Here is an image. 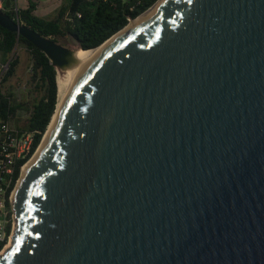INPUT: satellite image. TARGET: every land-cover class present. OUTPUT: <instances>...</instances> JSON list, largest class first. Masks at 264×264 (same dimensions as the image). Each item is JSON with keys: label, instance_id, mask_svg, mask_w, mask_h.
<instances>
[{"label": "water", "instance_id": "1", "mask_svg": "<svg viewBox=\"0 0 264 264\" xmlns=\"http://www.w3.org/2000/svg\"><path fill=\"white\" fill-rule=\"evenodd\" d=\"M119 31L22 172L0 264H264V0H164Z\"/></svg>", "mask_w": 264, "mask_h": 264}, {"label": "trees", "instance_id": "2", "mask_svg": "<svg viewBox=\"0 0 264 264\" xmlns=\"http://www.w3.org/2000/svg\"><path fill=\"white\" fill-rule=\"evenodd\" d=\"M156 1L61 0L51 14L39 16L36 14L39 6L37 0H29L26 7L16 5L15 0H3V7L0 10L64 45L66 44L60 38L71 37L78 43V47L90 48L87 50L89 51L99 47ZM0 34L2 35L0 52L4 56V61L9 62L8 69L4 73V83L16 72L19 57H14L12 54L16 53L19 45L27 50L31 60L28 83L32 87L31 92H36L32 100L28 98L14 103L12 92L4 88V94L0 93V109L4 119L13 122L18 110L25 109L27 116L16 128L19 132H35L32 151L28 157L20 161L22 164L37 150L55 113L59 101L58 70L43 50L16 31L0 24ZM19 175L20 168L16 171V179Z\"/></svg>", "mask_w": 264, "mask_h": 264}, {"label": "built area", "instance_id": "3", "mask_svg": "<svg viewBox=\"0 0 264 264\" xmlns=\"http://www.w3.org/2000/svg\"><path fill=\"white\" fill-rule=\"evenodd\" d=\"M3 0H0V8ZM2 35L0 34V42ZM9 62L4 61L0 52V93L4 94V73ZM35 142V132H19L10 120L4 119L0 109V256L8 248L16 226L14 213V190L18 184L26 162L20 161L28 157ZM32 157V156H31ZM30 157V158H31ZM20 168V175L16 179V171ZM15 182V184H14Z\"/></svg>", "mask_w": 264, "mask_h": 264}, {"label": "rangeland", "instance_id": "4", "mask_svg": "<svg viewBox=\"0 0 264 264\" xmlns=\"http://www.w3.org/2000/svg\"><path fill=\"white\" fill-rule=\"evenodd\" d=\"M39 1V6L36 10V14L39 16H44V12L47 9L55 10L61 2L59 0H37ZM16 5L20 7H26L29 4V0H15ZM62 42L72 48H77L78 43L73 38H60ZM61 43V42H60ZM12 56L19 57V63L16 66V72L8 81L4 84V88L13 93L14 103L20 102L21 100L31 99L36 95V92H31L32 87L28 83L30 77L29 66L31 63L29 53L21 45L18 46L16 53ZM12 58V57H11ZM59 72V69H58ZM27 112L25 109H19L15 120L12 122L13 126L20 125L25 117Z\"/></svg>", "mask_w": 264, "mask_h": 264}, {"label": "bare ground", "instance_id": "5", "mask_svg": "<svg viewBox=\"0 0 264 264\" xmlns=\"http://www.w3.org/2000/svg\"><path fill=\"white\" fill-rule=\"evenodd\" d=\"M163 1L164 0H159L155 5H153L149 9H147L145 12L140 14L134 20L130 21V23H128V25L126 27H124L122 30H120L119 32L127 30L135 22L139 23V22H142L145 19L149 18L154 13V11L156 10V7L158 6V4H160ZM110 39H108L107 41H109ZM106 42H104L103 44H105ZM103 44H101L99 47H97L95 49H92V50H89V51H87L88 49L77 51L78 48H74L76 50L75 57L77 59V62H72L71 64L65 66L64 68H59V72H58L59 101H58V104H57V109H56L55 114L53 116V119H52V121L50 123L49 129H48V131H47V133L45 135V138L43 139L41 145L37 148L35 153L32 155V157L24 165L23 170H22L23 173L26 170V168L30 165V163L32 162L34 157L43 148L44 143H45V141H46V139L48 137V134L52 130L53 122H54L55 116H56V114L58 112V109L60 108L64 98L68 94V91H69L70 87L76 81L78 76L81 74V72L83 71V69L85 68V66L87 65V63L91 59V57L94 55V53L98 49H100L103 46ZM16 189L17 188H15V190ZM15 190H14V192H15ZM13 198H14V196H13ZM12 244H13V242H11L10 245H8V248H9V246L11 247Z\"/></svg>", "mask_w": 264, "mask_h": 264}, {"label": "crops", "instance_id": "6", "mask_svg": "<svg viewBox=\"0 0 264 264\" xmlns=\"http://www.w3.org/2000/svg\"><path fill=\"white\" fill-rule=\"evenodd\" d=\"M59 2H61V0H59ZM54 10L52 9H47L45 12H44V16H48L49 14H51Z\"/></svg>", "mask_w": 264, "mask_h": 264}]
</instances>
